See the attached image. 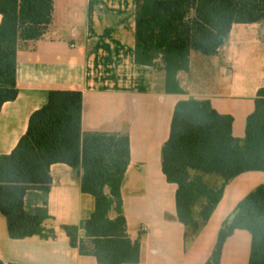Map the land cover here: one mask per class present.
Here are the masks:
<instances>
[{
  "label": "crops",
  "instance_id": "1",
  "mask_svg": "<svg viewBox=\"0 0 264 264\" xmlns=\"http://www.w3.org/2000/svg\"><path fill=\"white\" fill-rule=\"evenodd\" d=\"M136 6L137 0H53L52 22L44 35L19 43V93L0 111V157L16 148L49 92H81L82 134L126 136L130 141L121 191L127 232L140 241V260L125 264H206L224 221L264 185V172H244L229 181L200 234L186 245L185 227L177 218V185L164 175L162 150L176 104L189 99L210 101L216 112L233 118V136L245 138L247 119L264 88V24H234L216 55L191 51L189 71L178 74L183 92L169 93L161 60L154 66L135 61ZM2 18L0 14V25ZM50 176V219L44 226L54 235L13 239L0 213V261L99 264L96 257L73 248L63 229L80 226L95 210V199L82 192V172L56 163ZM42 200L41 193L32 191L26 204L41 206ZM251 245L249 231L235 230L224 242L219 264H249Z\"/></svg>",
  "mask_w": 264,
  "mask_h": 264
},
{
  "label": "trees",
  "instance_id": "2",
  "mask_svg": "<svg viewBox=\"0 0 264 264\" xmlns=\"http://www.w3.org/2000/svg\"><path fill=\"white\" fill-rule=\"evenodd\" d=\"M53 0H0V111L16 100V55L20 41L37 40L52 22ZM264 24V0H137V64L161 60L166 90L182 93L178 74L188 72L191 51L218 54L234 24ZM83 95L51 91L35 111L16 148L0 157V213L13 239L52 237L47 195L50 167L63 163L81 171L82 192L95 199V210L80 226H64L70 245L99 264L138 263L140 241L127 232L122 185L130 163L126 136L82 134ZM233 118L216 112L207 100L176 104L170 136L162 150V168L177 185L176 211L185 227L186 245L202 231L222 198L224 187L248 171L264 172V88L255 99L244 139L232 134ZM222 179L219 187L205 176ZM42 194L41 206L26 204L28 193ZM110 212L116 217L111 219ZM237 229L252 236L249 264H264V185L245 197L224 221L214 253L206 264H219L226 239ZM0 264H4L0 261Z\"/></svg>",
  "mask_w": 264,
  "mask_h": 264
},
{
  "label": "rangeland",
  "instance_id": "3",
  "mask_svg": "<svg viewBox=\"0 0 264 264\" xmlns=\"http://www.w3.org/2000/svg\"><path fill=\"white\" fill-rule=\"evenodd\" d=\"M205 180L207 183H209L213 187H219L222 183V179L217 176H205Z\"/></svg>",
  "mask_w": 264,
  "mask_h": 264
}]
</instances>
